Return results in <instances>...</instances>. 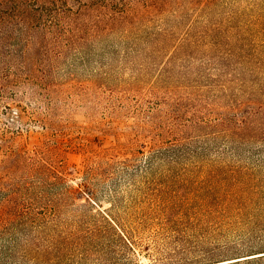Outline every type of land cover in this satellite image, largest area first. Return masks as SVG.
<instances>
[{"label":"trees","instance_id":"16d2710c","mask_svg":"<svg viewBox=\"0 0 264 264\" xmlns=\"http://www.w3.org/2000/svg\"><path fill=\"white\" fill-rule=\"evenodd\" d=\"M252 4L0 0V94L51 109L57 73L97 63L88 82L101 77L157 97L165 121L154 122L158 145L144 159L175 180L154 187L156 223L207 218L216 231L172 232L198 252L186 264H264V209L243 218L264 206V11ZM33 160L23 152L24 174L0 181V264H143L138 227L97 198L24 200L22 184L75 188Z\"/></svg>","mask_w":264,"mask_h":264},{"label":"rangeland","instance_id":"374dc122","mask_svg":"<svg viewBox=\"0 0 264 264\" xmlns=\"http://www.w3.org/2000/svg\"><path fill=\"white\" fill-rule=\"evenodd\" d=\"M245 1L250 6L255 2L257 12L264 11V0ZM98 67L94 63L89 71L66 67L58 72L61 89L53 92L51 109L40 100L16 101L12 93L0 94V181L24 174V152L34 159L29 166L44 162L75 186L62 190L22 184L19 192L27 194L24 200L28 196L33 202L54 198L50 194L68 197L69 202H77L84 194L95 197L101 208H113L117 216L138 227L136 253L143 264L191 262L198 252L185 240H176L172 232L216 231L209 228L207 218L198 226L181 220L164 227L156 223L154 187L157 182H172L175 176L159 164L148 166L144 158L158 145L154 122L157 118L165 121L161 118L164 107L156 106L157 97L148 88L134 91L121 83L105 85L101 77H95L98 84L88 82ZM118 74L122 79L130 76L125 67ZM161 138L167 140L162 144L170 139L169 134ZM263 209L254 204L243 218ZM146 217L149 221L144 223ZM232 231L239 230L233 227Z\"/></svg>","mask_w":264,"mask_h":264}]
</instances>
